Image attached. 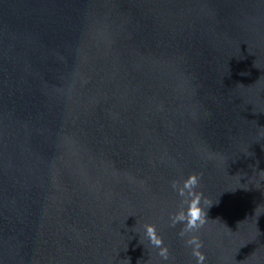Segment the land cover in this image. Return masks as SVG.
<instances>
[{
	"label": "water",
	"instance_id": "95a60500",
	"mask_svg": "<svg viewBox=\"0 0 264 264\" xmlns=\"http://www.w3.org/2000/svg\"><path fill=\"white\" fill-rule=\"evenodd\" d=\"M191 174L205 264H264V0H0V264H195Z\"/></svg>",
	"mask_w": 264,
	"mask_h": 264
},
{
	"label": "clouds",
	"instance_id": "9594fccd",
	"mask_svg": "<svg viewBox=\"0 0 264 264\" xmlns=\"http://www.w3.org/2000/svg\"><path fill=\"white\" fill-rule=\"evenodd\" d=\"M200 177L197 174H191L181 181H173L172 189L180 198L179 210L170 216L171 226L177 224L183 225L179 235L185 239L187 247L192 249V255L195 258V264H205L206 257L200 249L203 247L202 242L195 233L207 222V211L205 210L203 193L198 191ZM143 235L148 243L158 249V255L162 261L169 260V250L164 245L162 237L157 233L155 224H145L143 226Z\"/></svg>",
	"mask_w": 264,
	"mask_h": 264
}]
</instances>
